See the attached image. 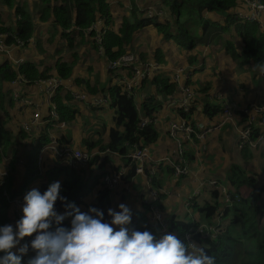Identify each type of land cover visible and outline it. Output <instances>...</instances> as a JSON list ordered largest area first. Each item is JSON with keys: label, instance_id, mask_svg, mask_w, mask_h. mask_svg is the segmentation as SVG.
<instances>
[{"label": "trees", "instance_id": "16d2710c", "mask_svg": "<svg viewBox=\"0 0 264 264\" xmlns=\"http://www.w3.org/2000/svg\"><path fill=\"white\" fill-rule=\"evenodd\" d=\"M132 1L134 3L135 0ZM164 5L171 10L172 15L176 16L174 23V26L176 25L175 30L173 29V24L169 21H166L164 24L155 23L154 18H148L137 11V8L133 9V21L125 20L118 34L107 31L102 38V45L109 62H116L122 56L126 55L132 49L135 38L143 30L152 26L167 41L172 40L177 46L184 47L188 50L196 49L199 43H201V40H210V42H213L217 38L213 34L216 28L222 33H228L234 28L242 42L243 49L240 51L234 43L228 42L224 47L225 52L234 60H238L240 66L253 64L254 68L260 74L264 72L261 70L264 67V32L260 30V27L256 23H242L234 15H230V12L237 7V0H164ZM0 6L14 10L15 14L21 17V20L17 23V29L11 30L1 26L0 33L5 31L14 33L27 44L35 32L33 18L30 13L25 7L21 6L18 0H0ZM205 13L226 15L224 26L209 20L203 21ZM110 14L111 10L108 0H41V14L39 19L42 23H52L58 31H65L63 37L68 41L70 48H75L74 35L76 30H79L80 34L86 30L95 33L91 29L98 22L99 18L106 20L108 24V21L111 20ZM197 25L200 27L202 25L203 29H201V34L196 29ZM93 35L94 37L97 36L96 33ZM12 41L14 43L12 39H9L8 42L11 43ZM84 43L85 39L83 41ZM163 56L162 50L159 49L155 58L160 62L164 61ZM194 62H196V59L192 58L191 63ZM73 70L72 66H69L61 60L55 63L53 68H46L43 71H40L37 65L33 63L25 64L17 70H14L10 63L4 62L0 65V111L5 112L6 106L11 107V102H7L6 98V84L15 81L19 77H24L26 81L25 86L28 87L37 84L39 81L52 78L68 80L73 76ZM109 73L115 77L117 76L116 72L109 71ZM149 83L155 86L158 93L166 99L176 91V85L171 83L170 79L163 75L156 77ZM77 84L89 85L90 83L85 80H79ZM147 85L145 84V86ZM62 91L60 89L56 93L54 102L58 107L60 116L59 123L65 121L69 123L75 119L76 112L66 105V102L72 100L69 95L59 97ZM97 91L90 89V92L94 94ZM101 92L102 95L100 94V96L104 97L110 94L111 108L116 113L115 128L110 131V139L107 143L102 139H98L96 142H84L88 152L99 147L100 151L108 148L112 152H122L125 154L127 143L136 144L141 147L151 146L158 141V133L153 125L144 130L139 129L138 125L141 122V114L139 113L134 98H129L123 92L122 88L117 85L111 86L109 89L104 88ZM160 108V102H157L152 97L144 103V116L153 117ZM220 112L221 109L219 107H210L209 104L205 108V113L210 118L219 115ZM51 123L54 124L53 121ZM258 136L259 134L256 133L252 137V140H256ZM21 137H24L23 133ZM49 142L48 134L45 133L33 147L29 158L26 160L25 177L19 192H12V179L8 180L7 189L13 197L23 195L31 185L42 178L37 167V161L40 151ZM0 143L3 144L5 151L11 148L16 152L13 143L6 137L2 138ZM240 149L248 150L247 147ZM111 159H113V155L111 154L106 155V160L95 156L86 168L88 170V168L96 167L97 169L104 170L105 165H108L107 161ZM232 165L225 183L226 185L223 184L228 188L231 207L224 206L219 190H212L210 191V195L213 198L212 201L201 204L195 201L194 205L191 206L192 213L198 212L205 216L206 219L204 221H191L188 213L186 217L172 215L167 220V233H175L180 239H183L189 234L191 229H198L202 223L212 225L217 210L223 208V218L228 221V224L223 229L218 240L205 244L207 245L206 251L208 254L215 257L216 264H264V179L256 177L258 176L257 173L244 171L238 166V163ZM90 174L93 173H88L87 176L84 168L68 170L63 167H54L45 174V178L46 184L48 185L55 181L61 183L60 180H63L60 195L66 197L67 201L75 203L82 211L85 200L92 193H95L96 202L89 205L87 209L90 206L96 207L104 211L106 220L110 219L107 217V209L112 208L110 192L106 189L97 192L99 186L102 184L104 174L95 175L92 185L89 186V181L91 180L89 177ZM134 175L135 166L132 168V173L125 179L130 180ZM156 186L161 189V184L158 183ZM243 189L249 192L246 197L241 195ZM3 190L0 189V224H10V218L7 214V209L10 208V204L3 197ZM45 190V187L40 189L41 192ZM162 198L164 199L165 197L162 196ZM55 209L60 213L64 211V206L59 200L55 205ZM147 211L148 207L143 206L142 211L133 213L130 227L140 231L148 230L158 238L157 231L151 229L149 225ZM67 224L68 221H65V226ZM237 233H240L239 237L236 236ZM28 239L30 237L25 238V240ZM194 241L200 245H204V241L199 235L194 237ZM32 255L34 253L30 252L29 256ZM27 258L25 257V261Z\"/></svg>", "mask_w": 264, "mask_h": 264}, {"label": "crops", "instance_id": "0c3cea01", "mask_svg": "<svg viewBox=\"0 0 264 264\" xmlns=\"http://www.w3.org/2000/svg\"><path fill=\"white\" fill-rule=\"evenodd\" d=\"M21 4V6L25 7L27 11L32 16V20L34 23V36L30 38L31 42L27 43L26 46L21 48H15L12 50L11 55L16 60L21 61V65H16L14 63H11L9 59L7 58V55L0 54V65L4 62L10 63L12 65V68L14 70H17L21 66L25 64H35L37 65L38 69L40 71H43L46 69V66L48 65L47 62H49L50 59L53 58V55L57 54L60 51V47L58 44H55L54 46L47 48L45 46V43L47 41V35L52 34L53 32H48L50 27H54L52 23H42L39 19V16L41 14L40 11H35L31 7V3L33 0H18ZM112 3V7H121V5H124V0H108ZM39 7L41 9V3L40 0ZM36 3V2H35ZM30 5V6H29ZM132 7V2L130 3V8ZM2 9V13H1ZM31 9L34 11L32 13ZM117 10V9H116ZM137 11L141 12L146 16V12L148 11H154L155 21L158 23H165L166 21H169L171 24L175 23V15H172L171 10L164 5V0H142V3L138 6ZM243 11L242 7L237 4V7L233 9L230 13V15H236L238 12ZM0 27L4 26L6 28H9L11 30L17 29V23L21 20L20 15H16L14 10L7 9L6 7L0 6ZM214 17L210 21L217 22L226 20V15L222 14H216V13H210ZM132 17V10L130 13ZM12 16V17H11ZM123 18V17H122ZM125 18V17H124ZM216 20V21H215ZM203 21L204 18H203ZM220 24V22H217ZM224 26V25H223ZM94 28L97 31L105 30L106 32V26L104 23V20L99 18L98 22L94 25ZM202 28V27H201ZM235 31L234 28L231 29ZM262 31V29L260 28ZM151 31V32H149ZM6 32V31H5ZM55 32H57V35L59 37H63V31L57 30L55 28ZM155 33V36H152ZM227 33V32H226ZM236 33V32H235ZM149 34H152L151 37L155 38L154 45H156L155 49L153 48L152 51H150V46H147V42L149 38ZM77 35V36H76ZM75 48H70L69 45H64L66 48L64 57H59L56 59V63L61 60L62 62L68 64L69 66L73 67V76H71L70 79H59L63 82V91L62 94L59 96L65 97L66 95H69V97L72 98L71 101L66 102L67 106L74 110L76 113V117L72 122H63L66 123V127L61 129L57 125H54L50 122V106L51 102L47 99L46 94L39 88L34 87L33 85H30V87L25 86V84L17 85L18 88L23 90L25 92V95L28 99H30L34 106L25 108V109H17L16 105H14L13 101V91L15 90L16 86L13 84V82H10L6 84L5 86V93L7 102H11V107L6 106V111L1 112L0 111V141L2 138H7L13 143V146L15 147V151L13 149H8L5 151V148L3 144L0 143L1 151H0V163L2 165L3 171H5L8 174V177L6 178V184L2 188L3 190V197L5 200L10 204L9 200L4 196L6 193L10 199H14L16 197H13V195L8 191L7 185L8 180L12 179V192L20 191V187L23 184V180L25 177V165L26 160L29 158L28 152L25 154L24 148L33 149L38 139L41 138V133L34 134L35 136H32L30 134H27L23 131V125L25 123L31 124L32 121H34L33 117L36 112H39L41 115V126L40 129H42L43 135L45 133L48 134V138L52 139L53 137L59 139L61 143L70 144L74 148H78L83 152L90 153L93 157L97 156L100 157L102 160H106V155L111 154L113 155V159L107 161L108 165H105V169H97L94 168H84V171H86L87 176L88 173L90 174L89 177L91 179V182H89V186L92 185L93 178L95 175L104 174H114L116 171L123 172L124 171V177L122 181L120 182V185L116 192L110 193V199L113 202V205L118 207L120 204L119 201H125V195L132 194L136 199H140L142 202V210H143V194L146 189H148V181L145 177H141L138 175H134L130 180H127V178L132 173L133 166L130 164V162L125 158L124 154L120 152L119 154L110 152L106 153V150H99V147H96L91 152H88L86 149V146L84 142L90 141V142H96L98 139H102L105 143H107L110 139V131L115 128V110L111 108L110 104V94H107L106 100H108V103L106 106H103L105 111H101V113L96 112L94 109L89 110L90 108H87L84 103H80L79 101H76L73 98V94H83L86 95L88 100L91 101L92 97H100L101 91L105 89H109L111 86L117 85V80H124L128 79L130 77V73H120L116 72L117 76L109 73L108 67H109V59L107 56H105L103 53L101 54L98 50V48L93 43V38H90V33L87 32L85 36L78 35V30H76L75 33ZM238 36V35H237ZM81 37H84L83 39ZM163 37V36H162ZM85 39V43L83 44V41ZM164 40V41H163ZM66 42H68L65 39ZM44 42L43 47V53H39L38 44H42ZM150 43V42H149ZM214 43V44H212ZM242 43V42H241ZM213 45V46H212ZM89 46V47H88ZM37 47V48H36ZM30 48V49H29ZM161 49L163 52L164 61H158L155 57L151 58L149 63L157 64L162 71V75L165 77H168L170 79V82L173 81V75L178 71L179 69L184 70L183 77H182V84H179L176 86V91H178L177 95H180L181 87L186 85L191 88V90L195 93L196 97L192 105V115L190 119V124L193 126L197 125H209L211 120H214L218 115L214 116L213 118H210L205 113V108L209 104L210 107H219L222 110V107L225 102L233 100L236 101L238 106L241 107H249L253 104L255 105H264V95L260 91H264V79L262 78L259 71H257L253 64H250L252 68L255 69L254 73H251L249 75H246L250 77L252 75V78L247 79L244 77L241 80L236 81V87L238 92L236 94L228 93L223 90V85L219 82V75L222 73V67H225L224 62H232V60L226 59L224 56L225 50H221L218 43L210 42L208 45H202L201 47H196L194 50H188L186 48H183V51H180L177 49V45L174 43V41H167L164 37L161 38L157 31L151 27L143 30L134 40L133 47L130 49V53L135 55L136 58L139 57V55L143 56L144 54L149 55L150 53H154V56H156L157 51ZM238 50L243 49V45L241 44V47H237ZM154 50V51H153ZM220 52V54H219ZM37 53H39V56H37ZM106 54V53H105ZM195 58L196 62L191 63V59ZM140 60V58H138ZM141 61V60H140ZM40 64V65H39ZM227 67V66H226ZM53 68V67H51ZM221 68V69H220ZM53 71V70H52ZM111 72V71H110ZM161 75V76H162ZM24 78V77H22ZM87 81L90 84H77V81ZM253 80H255L256 85L254 84L253 88ZM151 82V81H150ZM145 83V82H144ZM143 83L142 87L136 92V95L134 97V101L137 104V108L141 111V115L144 116V103L146 100L150 98H154L157 102H160L161 108L157 112L158 119L155 122V125H153L156 128V131L158 133V141L149 146L150 147V154L149 157L151 159V163L159 162L165 158L172 159L174 157V154L178 148V139L181 137L179 135L174 139L170 136L169 132L173 124L175 123H181V121L184 119V116L182 113H180L178 110H176L173 107H170L167 103L168 98L166 99L161 94L158 93L155 86H152L149 82L145 83L148 84L145 86ZM38 84V83H37ZM177 85V84H176ZM222 85V86H221ZM243 85L246 89H244ZM119 86V85H117ZM90 89L98 90L96 94L91 93ZM44 89V88H43ZM101 90V91H100ZM258 91V94H255V92ZM102 95V94H101ZM104 97V96H103ZM254 97H256L254 99ZM95 112V113H94ZM83 113H86L88 116V120L91 123V126L88 127L85 131L79 130V124L81 120V116ZM80 115V116H79ZM60 117V116H59ZM113 122L112 125L109 124V122ZM101 123V125L99 124ZM96 126H99L98 128H102V130H99L96 128ZM70 130V132H69ZM33 131H38L37 127L33 128ZM76 131V132H75ZM231 131L233 133V137H230ZM24 134V137H21V134ZM222 134L224 137L229 136V140L227 142L228 148H224L222 146L223 152L227 153L228 159L232 164H239L242 168L243 164H249L251 161H254V153H252V149L247 148L248 150L237 148L238 145V134L236 130L230 126L219 132V134H216L215 136V148L218 151L219 148V137L218 135ZM27 136V138H26ZM214 136V135H213ZM213 136H211L207 140V144L210 146V143H213V139H211ZM32 137V138H30ZM164 138L169 139L170 143L167 141H164ZM235 138L236 145L232 143V140ZM31 142V146H28L27 141ZM205 140V141H206ZM185 152H186V162L189 165V167L192 169L193 166H198V170L201 171V177L200 179H197L195 181V174L191 171V175L188 177H182L177 178L175 177L174 173L171 171V169L168 167L167 164H163L161 166V169L158 171V175L155 178L156 182H159L161 184V189L164 191V199L162 200L161 205H159V208L161 211L165 214L166 221L172 216L177 215L179 217H186L187 213L189 214V219L191 221L196 222H202L206 218L204 215L196 212L192 213V211H187L186 209V203L189 200L190 196L193 194V192L199 187L200 182H205L203 179L207 178V175L205 172L207 170H210L209 168H206L207 165H205V161H202L201 163L197 161L196 156V150H198L197 145H190L185 143L184 145ZM31 149V151H32ZM30 151V152H31ZM208 151V147H207ZM233 154V156L239 157L237 161L234 160V157L230 154ZM259 156L264 155L263 151L261 150L258 154ZM203 156V155H202ZM244 157V158H242ZM230 164V167L233 165ZM215 166L221 165L219 158L214 163ZM242 165V166H241ZM24 167V174L22 176V181L17 184V182L14 180V175L12 176V172L17 167ZM89 166V165H88ZM87 166V167H88ZM37 167L40 173V176L42 177L39 181H36L33 185H31L26 192H28L30 189L33 188H39V190L42 187L49 186L46 184V178L45 174L53 169L54 167H59V165L54 161V158L50 156H46L41 163H37ZM264 167V166H263ZM68 169V168H66ZM82 169V168H78ZM75 169V170H78ZM220 169V168H217ZM243 169V168H242ZM70 170V169H68ZM195 170V169H193ZM246 171L245 169H243ZM249 173H257L254 169L250 168L249 171H246ZM261 173V172H260ZM260 173L258 176L260 179H264V174L260 177ZM229 174L227 175V178L221 181L224 185H226V181L228 179ZM18 177V176H17ZM169 177L171 180H174L176 184L169 183ZM185 178H188L190 180L189 187H182L180 185L181 180H185ZM210 178V177H209ZM215 179V178H210ZM61 181V185L63 183V180ZM173 181V182H174ZM11 188V189H12ZM165 188V189H164ZM205 187L200 189V195L198 197L199 204L212 201V197L210 195L211 189H207L205 192ZM105 188V185L102 180V184L99 186L98 191H101ZM107 190V189H106ZM94 192V191H93ZM197 197V198H198ZM96 194L92 193L91 196L85 200V204L83 205V209H87V207L93 203L96 202ZM136 202V201H135ZM124 204H126L124 202ZM133 204V202H132ZM127 206H130V204H126ZM140 210V211H142ZM136 210L135 212H137ZM133 212V213H135ZM7 214L10 218V224H14L16 220L20 218L22 215L21 209L18 211L15 210V208L10 204V210L7 211ZM147 219H148V213Z\"/></svg>", "mask_w": 264, "mask_h": 264}, {"label": "built area", "instance_id": "2783aa9c", "mask_svg": "<svg viewBox=\"0 0 264 264\" xmlns=\"http://www.w3.org/2000/svg\"><path fill=\"white\" fill-rule=\"evenodd\" d=\"M237 4L242 7L243 11L238 12L234 15L242 23L253 22L256 23L264 32V1L263 0H237ZM147 16L153 17L152 11L146 12ZM96 33L95 40L93 39L94 45L98 48L99 52L102 54L105 50L102 45V38L94 27L91 29ZM91 33V31H88ZM9 39L14 40L9 43ZM31 42L29 40L27 43ZM26 44L24 41L19 39L16 34L1 32L0 33V54L7 55V58L11 63L16 65H21L20 60H16L13 55H11L12 50L15 48L24 47ZM108 70L111 72H120V73H130L129 79L117 80V85H119L123 92H125L129 98H134L136 92L142 87L145 81H150L155 79L158 76L162 75V71L159 66L154 63L140 61L133 54H128L122 56L116 62H109ZM184 70L179 69L173 75V84H182ZM264 79V72L261 74ZM49 80V79H48ZM39 81L38 83L46 82ZM25 84L26 81L24 78L19 77L13 84L16 88L13 91V100L15 102L17 109H25L33 107V102L28 99L25 95V92L18 88L17 85ZM43 84V83H42ZM63 88V82L57 78H52L50 82L45 85L44 93L46 94L47 99L51 102L50 106V122L53 121L54 125H57L61 129L66 127V123H59V112L58 107L54 103V98L56 93ZM178 91L172 93L168 97L167 103L170 107L175 108L180 113L183 114L184 119L181 123H175L170 129V136L176 139L179 135L181 137L178 139V148L177 156L175 159L165 158L159 162H155V166L151 169V175L153 176L161 162H167L169 167L173 169L176 177L181 176H190L191 170H189V165L185 161V148L183 143L186 142L190 145H197L195 143H204L209 135L220 130L222 131L227 126H232L238 134V143L240 148H257L261 145L263 146L264 141V105H251L249 107H241L236 105L234 102L227 101L224 103L220 114L214 119L211 120L209 125H197L193 126L190 124V119L192 115V105L195 100V93L191 90L190 87L184 85L181 87L180 95H177ZM73 98L80 103H84L87 108L94 109H103V106H106L108 100L106 97H92V100L89 101L86 95L74 93ZM34 121L31 124L25 123L23 125V131L35 136L36 134L41 133L43 135V130L40 129L41 126V115L39 112H36ZM158 119L157 114L153 117H143L141 122L138 125L140 130H144L151 125H155L156 120ZM37 127L38 131H33V128ZM35 135H34V134ZM258 133L259 136L256 140H252V137ZM36 137V136H35ZM195 142H194V141ZM129 150L126 154V157L130 160V164H136V174L145 176L146 175V166L149 165L151 159L149 157V149L147 147H139L138 145H128ZM0 147V151H1ZM106 153H110L109 150H106ZM205 152L202 153L204 155ZM52 156L54 161L59 165V167L68 168L70 170H75L78 168H85L91 162L92 155L87 152H83L78 148H74L70 144L61 143V141L55 137L50 139V142L45 146L41 153L39 154L38 162L41 163L46 156ZM198 157V155H196ZM198 162H202L201 158H197ZM1 166V163H0ZM8 174L0 169V187H4L6 184V178ZM124 177V171L116 172L114 174H108L103 177V182L105 188L111 193L117 191L120 182ZM149 180V188L145 194H143V203L148 207V220L151 229L157 231L158 238L168 230V223L165 219V214L161 211L158 206V201L160 199L161 191H158L152 188V180ZM197 181V178H195ZM203 187H208L211 190H219L220 195L222 196L223 204L225 207L230 205V194L228 189L224 186H221L219 181L210 180L205 182H200L199 187L193 192L187 202V209L190 211L193 201L200 195V189ZM4 196L9 200L10 204L15 208L16 211L22 208L23 198L18 197L15 199H10L9 196L5 193ZM225 197V199H224ZM224 209L220 208L217 210L214 222L212 225L207 223H202L198 229H191L189 234H187L182 241L188 243L190 240H194V237L200 236L201 239L205 242L207 240H216L222 233L225 227V221L223 218ZM35 235V234H34ZM198 244V243H197ZM200 245V244H198Z\"/></svg>", "mask_w": 264, "mask_h": 264}, {"label": "clouds", "instance_id": "9594fccd", "mask_svg": "<svg viewBox=\"0 0 264 264\" xmlns=\"http://www.w3.org/2000/svg\"><path fill=\"white\" fill-rule=\"evenodd\" d=\"M261 70L264 71V67ZM128 145L136 144H126L124 156L130 162L126 157ZM141 147L150 151L149 146ZM113 153L120 155V152ZM176 156L177 150L172 159ZM163 164L165 162H161L152 176L151 169L155 163L149 162L146 175H138L147 179L148 188V179H151L152 188L161 191L158 206L162 203L164 191L156 186L160 181L156 182L155 178ZM132 166H135L136 174V164ZM171 171L175 175L173 169ZM60 192L61 183L55 181L43 192L33 188L16 197L25 195L22 215L14 224H0V264H216L215 257L208 254L205 244L219 237L205 241L204 245H198L194 240L185 243L172 232L157 238L148 230L130 227L133 211L124 203L115 209L112 202V208L107 209L110 219L106 220L104 211L91 206L82 211ZM58 200L64 206L62 213L55 209ZM185 207L187 209V205ZM65 221H68L67 226ZM224 221L226 227L228 221ZM26 237L30 239L25 240ZM30 252L34 255L29 256ZM25 257H28L26 261Z\"/></svg>", "mask_w": 264, "mask_h": 264}, {"label": "rangeland", "instance_id": "374dc122", "mask_svg": "<svg viewBox=\"0 0 264 264\" xmlns=\"http://www.w3.org/2000/svg\"><path fill=\"white\" fill-rule=\"evenodd\" d=\"M131 2H132V7L130 8V3ZM40 3H41V0H40ZM108 3L110 5V10H111V14H110L111 20L108 21L109 22L108 24L106 23V20H104L105 26L107 27L106 28V32L109 31V32H113V33L118 34L119 31H120V29L123 27V24H124L125 20L133 21L131 15H130L131 10L133 11V9H136V8L138 9V6L142 3V0H135L134 3H133L132 0H124V5H121V7H116V6L115 7H112V3L110 1H108ZM30 5H31L32 9L35 10V11H37V12L41 10L40 7H39L38 0H33V2ZM32 9H31V11H32V13H34V11ZM1 13H2V9H1ZM1 13H0V15H1ZM152 15L155 16L154 11H152ZM213 17L214 16L212 14H210V13H205L204 16H203V18H204L205 21H207V20L210 21L211 19H213ZM183 21H181V23H183ZM154 22L156 23L157 21H154ZM217 22H220V25H224V20L217 21ZM201 27H202V25H201ZM201 27L198 26V25L196 27V29H198V31H199L200 34L202 33V30L201 29H203ZM151 28L154 29L153 26ZM175 28H176V25L173 27V29L175 30ZM50 31L53 32V33L50 34V35L46 34L47 35L46 36L47 37V41L45 43V46L47 48H50V47L54 46L55 44H58V46L60 47V51L57 54L53 55V58L50 59L49 62H47L48 65L46 66V68H49V69H51V67H54L57 58L64 57L65 50H66V48L64 47V45H69V43L65 41V38L64 37H59L57 35V32H55V28L50 27V29H49L48 32H50ZM210 31H212V29H210ZM87 32H88V30L82 32L81 33L82 36H85ZM149 32H151V31H149ZM194 32H195V30H194ZM63 34H65V31H63ZM81 34H80V31L78 30V35H81ZM93 34H95V33H90V38L91 39L93 38L95 40V37H94ZM99 34L101 35V38H103V36L105 34V30H100L99 31ZM213 34L215 35V37H217L213 41L215 43H218V45L221 48V50H224V47H225V45L228 42L234 43L236 45V47H238V48L241 47V44H242L241 43V40L237 36V34L235 33L234 30H232L231 33H222V32H220V30L218 28H216L215 29V33H213ZM151 35L152 34H149V38L150 39H148V42L146 43L147 46H150L149 47L150 48V51H152L153 48L154 49L156 48L155 47L156 45H154V42H153L155 40V38L153 40V38L151 37ZM158 35L161 38H163L160 34H158ZM152 36H155V33ZM209 42H210V40H207V41H202L201 40V43H199L198 48L201 47L202 45H204V46L207 45ZM212 44H214V43H212ZM43 47H44V42L42 44H40V43L38 44V48L37 47L36 48H37V50H39V53H43L44 52L43 51ZM183 48L184 47L177 46V49L180 50V51H183ZM155 51H156V49H155ZM39 53H37V56H39ZM103 54L106 56L105 51L103 52ZM128 54H131V53L128 52L126 55H128ZM219 54H220V52H219ZM224 56H225V60L230 58L232 60V62H229V61L228 62H224L225 63L224 64L225 67H222L223 70H222V73H220L218 80L223 85V86L222 85L221 86L223 87V90L225 92L232 93V94H236L238 92L237 87H236V81L241 80L244 77H246L247 79L252 78V75L250 77H248L246 75H249L251 73H254L255 72V69L252 68L251 65L240 66L239 65V61L238 60H234L226 52H224ZM153 57H155L154 56V53H150L149 55H147V54H144L143 56L142 55L141 56L139 55L138 58H140L141 61L146 62V61H149ZM129 78H131V77H128V79ZM51 80L52 79H49L46 82L48 83ZM147 82H150V81H145V83H147ZM42 83L34 84L33 86L41 89L42 91H44L45 85L47 83H45V82H42ZM254 84L256 85L255 80H253L252 88H253ZM243 87H244V89H246L244 85H243ZM260 92H262L263 95H264V91H260ZM255 94H258V91H256ZM255 98L256 97H254V99ZM229 102H234L237 105V102L236 101L230 100ZM89 110H92V108H90ZM95 111L98 112V113H101V111H105V109H101L100 110V109L97 108V109H95ZM115 116H116V113H115L114 117ZM88 119L89 118H88L87 114L86 113H83L82 116H81V120H80L81 122H80L79 127H78L79 130L85 131L88 127L91 126V123L89 122ZM112 123L113 122H111V120H110L109 124L112 125ZM99 124L101 125L100 122H99ZM98 127L99 126H96L97 129L102 130V128H98ZM227 127H230V126H227ZM220 130L212 133L211 135H209L207 137V140H208L211 136L214 135L211 138V139H213V143H210V146L207 144V140L204 143H195V144H197V147H198V150H196V155H198V157H200L202 161H205V165H207L206 168H209L210 169V170H207L205 172V174L207 175V178L206 179H203V180L204 181L217 180V181H219L220 185L223 186V182H221V181L224 179V177H225V179L227 178V175L231 171V168L232 167H230V164H232V163L228 159L227 153L226 152H223V151L220 152V150H222V146H223L224 151H227V150H225V148H228L227 142L230 139L229 136L230 137H233V133L231 131H229L230 135L228 137H224L222 134L218 135V137H219V140H218V142H219V148H218V151H217L216 148H215V145H214V143H215V141H214L215 139L214 138H215L216 134H219V132H221ZM69 132H70V130H69ZM169 139L164 138V141L165 142L167 141L168 143H170L169 142L170 141ZM232 143L234 145H236L235 138L232 140ZM27 144H28V146H31L30 145L31 142L29 140L27 141ZM207 147H208V151H207ZM238 147H239V143L237 145V148ZM31 149L32 148H30L29 151H27L28 149L24 148L25 154H27V152H28V155H29ZM261 150L264 153V141H263V146L262 147L260 145L257 148H252V153L255 154L254 155V161L252 160L251 163H249V164H246V165L243 164V166L241 165L242 168L245 169L246 171H249L250 168L254 169L257 172V175L261 172L260 173V177L264 174V167H263L264 166V155H262V156H259L258 155ZM203 152H205V154L202 156V153ZM230 155L233 156V154H230ZM233 157H234V160L235 161H237L239 159V157H237V156H233ZM218 158H219V161H220L221 165L215 166L214 163H215L216 160H218ZM242 158H244V157H242ZM165 164H168V163L165 162ZM0 168H2V165L0 166ZM198 168L199 167L196 165V166H193L192 169L189 167V170H191L195 174V178L200 179V177H201L202 174H201V171L198 170ZM217 168H220V169H217ZM193 169H195V170H193ZM24 171H25L24 170V167L22 166V167L15 168V170L12 172V176L14 175V180L17 182L18 185L22 181V176L24 174ZM209 177L210 178H215V179H210ZM167 178H169V177H167ZM168 180H169V183L176 184V182L174 180H171L170 178ZM89 182H91V180ZM180 185L182 187H186V189H187V187H189V185H190V180L188 178H185V180H181ZM204 189H205V192L204 193H206L207 189H209V188L208 187H205ZM146 192H147V189L144 191V194ZM248 193L249 192L246 189H243L242 192H241V195L243 197H246L248 195ZM199 198L200 197H198L196 200L199 201ZM224 199H225V197H224ZM124 200L125 201H119V203H124L125 202L126 204H130V206H128V207H130L133 212H135L136 210H138V211L142 210V202H141V200L140 199H136L132 194H127L126 193ZM132 202H133V204H132ZM226 207H229L230 208L231 206L228 205ZM114 208L115 209H118L116 206H114ZM7 210L9 211L10 208H8ZM151 224H152V222H150V225ZM236 236L239 237L240 236V233H237ZM245 245H248V244H245Z\"/></svg>", "mask_w": 264, "mask_h": 264}, {"label": "flooded vegetation", "instance_id": "af4514ba", "mask_svg": "<svg viewBox=\"0 0 264 264\" xmlns=\"http://www.w3.org/2000/svg\"><path fill=\"white\" fill-rule=\"evenodd\" d=\"M138 110H139V109H138ZM139 113L141 114V111H140V110H139ZM143 117H146V116H142V115H141V118H143Z\"/></svg>", "mask_w": 264, "mask_h": 264}]
</instances>
